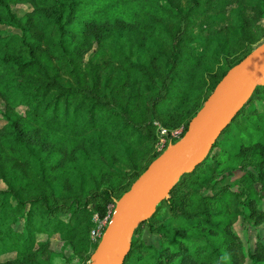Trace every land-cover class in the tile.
<instances>
[{"label":"trees","instance_id":"1","mask_svg":"<svg viewBox=\"0 0 264 264\" xmlns=\"http://www.w3.org/2000/svg\"><path fill=\"white\" fill-rule=\"evenodd\" d=\"M263 40L264 0H0V264H53L56 236L70 264H90L94 217ZM240 218L264 227V84L136 226L123 264H264Z\"/></svg>","mask_w":264,"mask_h":264},{"label":"water","instance_id":"2","mask_svg":"<svg viewBox=\"0 0 264 264\" xmlns=\"http://www.w3.org/2000/svg\"><path fill=\"white\" fill-rule=\"evenodd\" d=\"M264 84V46L246 57L218 84L172 154L157 159L117 203L90 264H123L136 226L147 220L184 173L206 157L237 115L249 93Z\"/></svg>","mask_w":264,"mask_h":264},{"label":"rangeland","instance_id":"3","mask_svg":"<svg viewBox=\"0 0 264 264\" xmlns=\"http://www.w3.org/2000/svg\"><path fill=\"white\" fill-rule=\"evenodd\" d=\"M14 12L17 14V16L22 17L25 13L29 12L31 10V8L28 5H16L15 7H13ZM5 33L3 36L6 35H11V34H19V31H13V30H9L6 29L4 30ZM264 46V40L255 45L254 47V51L259 50L261 47ZM5 109V105L4 102L0 99V128L3 125V120L1 118V113L4 111ZM23 109H19V113H22ZM159 122H156L155 125L157 126V128L160 130V135L163 136L166 133V130L163 129L160 125ZM230 132V131H229ZM225 133L223 135L220 136L219 138V142H221L222 146H226V144L228 143L227 139L229 138L230 134ZM171 133L173 134H181L182 133V128L171 131ZM183 138V137H182ZM228 145V144H227ZM181 146V137L180 140H178L176 143H170L167 142L166 143V139L165 138H160L159 143L156 146V150L159 151L161 153L160 158L167 156L169 154H172L173 152H175L178 148H180ZM218 152V151H217ZM155 162L151 163L147 169L144 171V173L142 174L141 177H143L152 167L153 164ZM4 185L0 182V190L4 189ZM126 194H124L119 201H117V203H123L125 201L126 198ZM117 205H115L116 207ZM234 230L236 231V233L238 234V236L241 238V240L244 242V245L246 246L247 249L253 247L254 242L257 238L261 239L262 241H264V227H258V228H253L252 226H250L249 224H247L246 222H244L241 218L238 219V221L234 224ZM143 239L145 240V242L147 244H151L155 247H158V239L156 237H154L153 235L144 232L143 234ZM50 251L52 253H56V254H62V256H58L55 257L53 259V264H70L66 258L69 257L71 255V251L68 247L64 248L62 243L59 241V238L53 237L50 240ZM47 255L45 253H42L41 255V259L42 261H47ZM71 264H77V263H71ZM248 264V263H247Z\"/></svg>","mask_w":264,"mask_h":264},{"label":"built area","instance_id":"4","mask_svg":"<svg viewBox=\"0 0 264 264\" xmlns=\"http://www.w3.org/2000/svg\"><path fill=\"white\" fill-rule=\"evenodd\" d=\"M173 138H176L178 140H180V134H171ZM182 139V138H181ZM114 210L111 213V211H109L108 215L101 221L98 222L97 217H94V221L97 222V227L91 232V238L92 240L96 241V240H101L105 230L107 229L112 216H113Z\"/></svg>","mask_w":264,"mask_h":264}]
</instances>
